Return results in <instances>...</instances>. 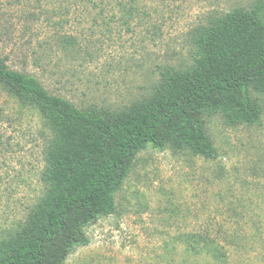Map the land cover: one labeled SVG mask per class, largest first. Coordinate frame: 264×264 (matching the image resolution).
Listing matches in <instances>:
<instances>
[{
    "label": "rangeland",
    "instance_id": "rangeland-1",
    "mask_svg": "<svg viewBox=\"0 0 264 264\" xmlns=\"http://www.w3.org/2000/svg\"><path fill=\"white\" fill-rule=\"evenodd\" d=\"M264 0H0V60L78 108L123 111L146 99L167 67L191 63L189 32ZM131 16L126 13L129 6ZM260 124L206 118L217 156L147 148L115 193V213L85 229L65 264H204L181 236L264 214V93ZM0 245L43 198L44 130L36 111L0 90ZM244 252V251H242ZM230 264H239L229 249ZM241 264H263L254 251Z\"/></svg>",
    "mask_w": 264,
    "mask_h": 264
},
{
    "label": "trees",
    "instance_id": "trees-1",
    "mask_svg": "<svg viewBox=\"0 0 264 264\" xmlns=\"http://www.w3.org/2000/svg\"><path fill=\"white\" fill-rule=\"evenodd\" d=\"M189 40L191 63L163 68L148 97L123 111L80 109L0 60V90L42 122L39 181L45 189L17 236L0 245V264H65L88 245L85 229L115 213L114 195L141 151L215 159L206 118L219 114L231 124H260L253 93H264V1L209 18L190 30ZM227 223L181 236L185 251L204 256V264H230L229 249L243 255L241 264L254 251L264 264V214Z\"/></svg>",
    "mask_w": 264,
    "mask_h": 264
}]
</instances>
